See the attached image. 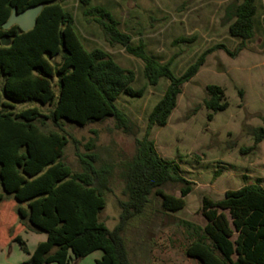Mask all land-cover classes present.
<instances>
[{
  "label": "trees",
  "instance_id": "1",
  "mask_svg": "<svg viewBox=\"0 0 264 264\" xmlns=\"http://www.w3.org/2000/svg\"><path fill=\"white\" fill-rule=\"evenodd\" d=\"M80 1L88 5L90 0ZM38 5L44 8L32 30L24 32L17 25L3 29L14 8L22 13ZM93 11L112 40L144 62L150 86H158L162 79L170 84L148 117L144 138L135 139L134 157L123 164L126 200L119 201L120 222L110 230L100 215L112 192L111 167L96 166L99 156L92 140L86 153L76 147L82 170L74 172L64 159L71 137L63 123L86 127L113 119L118 130L136 136L133 121L117 102L122 95L143 97L144 89L133 88L135 73L118 65L107 52L86 50L75 31L74 16L60 0H0V207L15 199L20 220V226L11 227L1 241L16 242L27 252L29 259L22 264H73L97 251L103 256L96 264H134L124 237L130 224L144 215L153 197L160 198L165 212L176 213L185 208L193 190L179 166L159 156L149 140L151 130L167 125L183 85L199 73L210 53L222 48L234 57L246 47L255 34L258 7L256 0L230 5L229 33L241 40V46L235 52L224 45L207 50L181 76L174 74L169 63L148 55L143 44L131 46V37L118 29L107 9ZM207 91L205 105L212 120L229 104L222 87L209 85ZM34 102L54 107L48 114L38 107L16 111V103ZM49 123L56 130H47ZM261 139L258 135L255 144ZM172 184L182 185L180 197L163 191ZM202 215L204 227L188 224L195 231V239L185 250L188 258L199 264H264L261 184L229 190L218 201L204 197ZM23 228L46 233L47 240L30 252L20 235Z\"/></svg>",
  "mask_w": 264,
  "mask_h": 264
},
{
  "label": "rangeland",
  "instance_id": "2",
  "mask_svg": "<svg viewBox=\"0 0 264 264\" xmlns=\"http://www.w3.org/2000/svg\"><path fill=\"white\" fill-rule=\"evenodd\" d=\"M60 1L74 16L75 31L86 50L107 52L118 65L135 73L133 88L144 89L143 97L122 95L117 102L133 121L136 136L118 130L113 119L86 127L63 123L71 137L64 159L74 172L82 170L76 147L80 153H86L92 140L93 151L99 156L96 166L111 167L112 192L106 196L100 221L114 230L120 222L119 201L126 200L123 164L134 157L135 139L144 138L148 117L170 82L162 79L158 86H150L144 76V62L112 40L96 21L99 14L93 10L107 9L117 21L118 29L131 37V46L143 44L148 55L163 64L169 63L174 74L181 76L207 50L224 45L235 52L241 46V40L229 33L227 8L243 0H90L88 5L80 0ZM256 2L255 34L246 47L234 57L222 48L210 53L199 73L183 85L167 125L151 130L149 140L155 143L159 156L177 164L180 174L192 182L193 190L186 197L185 208L176 213L165 212L160 198L153 197L144 215L130 224L124 237L134 264H199L188 258L185 250L195 239L190 225L206 224L203 198L218 201L229 190L256 183L264 187V0ZM88 10L92 13L86 15ZM209 85L222 87L229 104L226 110L214 114L212 120L208 119L210 112L205 105ZM55 92L58 96L57 85ZM15 105L16 111L38 107L44 114L54 107L36 102ZM46 129L56 130L51 123ZM258 135L262 139L255 144ZM181 187L172 184L163 191L180 197ZM41 234L45 233L21 231L28 251ZM5 245L0 252V264L29 259L18 243Z\"/></svg>",
  "mask_w": 264,
  "mask_h": 264
},
{
  "label": "crops",
  "instance_id": "3",
  "mask_svg": "<svg viewBox=\"0 0 264 264\" xmlns=\"http://www.w3.org/2000/svg\"><path fill=\"white\" fill-rule=\"evenodd\" d=\"M18 205L19 203L15 199L12 198L10 201L2 204V206L0 207V252H2L6 247L4 241H1L2 237L5 238L7 237L6 235H9L8 232L11 227L20 226V220L15 212V209ZM21 231L26 232L29 230H27L26 228H23L21 229ZM29 232L35 233L32 231H29ZM46 240H47V234L46 233L41 234L37 238V241L32 245V247H30V252H33L40 243L45 242ZM102 256H103V253L101 251H97L85 258V259H90V260L81 259L77 261L75 264L83 263V261H86L85 264H96V262L100 260ZM25 261L26 260L22 262L21 261H14V262L9 261L8 264H22Z\"/></svg>",
  "mask_w": 264,
  "mask_h": 264
},
{
  "label": "water",
  "instance_id": "4",
  "mask_svg": "<svg viewBox=\"0 0 264 264\" xmlns=\"http://www.w3.org/2000/svg\"><path fill=\"white\" fill-rule=\"evenodd\" d=\"M43 8V5H38L31 7L22 13H18L17 8H14L9 20L3 24V29L9 30L11 27L17 25L24 32L32 30L35 27L37 18Z\"/></svg>",
  "mask_w": 264,
  "mask_h": 264
}]
</instances>
